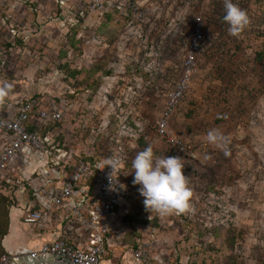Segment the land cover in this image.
I'll return each instance as SVG.
<instances>
[{"label": "rangeland", "instance_id": "374dc122", "mask_svg": "<svg viewBox=\"0 0 264 264\" xmlns=\"http://www.w3.org/2000/svg\"><path fill=\"white\" fill-rule=\"evenodd\" d=\"M232 2L251 21L239 36L223 0H0V81L13 85L5 104L32 96L56 108L53 143L71 157L111 158L131 189L110 232L114 264H133L135 242L146 243L148 264H264V5ZM195 17L202 42L169 118L171 144L155 121ZM210 131L226 138L227 156ZM148 146L185 160L189 211L145 209L131 162ZM8 208L0 200L9 245L35 248L36 230Z\"/></svg>", "mask_w": 264, "mask_h": 264}, {"label": "built area", "instance_id": "2783aa9c", "mask_svg": "<svg viewBox=\"0 0 264 264\" xmlns=\"http://www.w3.org/2000/svg\"><path fill=\"white\" fill-rule=\"evenodd\" d=\"M261 3L264 5V0ZM201 25L195 17L179 76L166 93L155 121L156 135L171 144L177 141L168 129L169 118L196 71ZM60 118L56 108H49L38 97L0 106V196L13 201L22 223L52 235L35 249L3 251L0 264H23L40 256L58 257L71 264H114L108 256L110 232L120 218L117 216L125 214L120 207H128L131 189L121 173L118 183L109 185L112 168L105 165L108 160L96 159L93 153L65 155L47 135ZM128 251L133 264H148L146 243L135 242Z\"/></svg>", "mask_w": 264, "mask_h": 264}, {"label": "clouds", "instance_id": "9594fccd", "mask_svg": "<svg viewBox=\"0 0 264 264\" xmlns=\"http://www.w3.org/2000/svg\"><path fill=\"white\" fill-rule=\"evenodd\" d=\"M223 5L226 13L223 21L229 25L228 33L239 36L251 23L247 12L232 0H223ZM12 90V84L0 81V106L4 105L6 99L11 96ZM207 139L221 148L226 156L229 154L226 138L218 131H210ZM185 163V160L179 156H155L151 146L135 155L131 162L134 170L132 183L140 185L139 193L144 197L143 203L147 211L170 215L190 210L189 201L193 193L188 187V179L183 172ZM105 165H110L112 168V172L108 175L109 185L118 183L117 178L120 173L118 163H114L109 158ZM120 187L123 188L124 185Z\"/></svg>", "mask_w": 264, "mask_h": 264}, {"label": "crops", "instance_id": "0c3cea01", "mask_svg": "<svg viewBox=\"0 0 264 264\" xmlns=\"http://www.w3.org/2000/svg\"><path fill=\"white\" fill-rule=\"evenodd\" d=\"M13 208L15 207L14 205L12 206ZM12 207H10L9 209H11ZM8 216H9V210H8ZM18 216H19V212H18ZM19 219V218H18ZM8 226H9V217H8ZM12 230H13V226L10 227ZM33 230V229H32ZM7 231H8V227H7ZM33 233V237L35 238H38V240H33L32 243H34V247L38 246L39 243H41L42 241L44 240H47V239H50L52 237L51 234L47 233V232H35V231H31ZM0 246L1 248L3 249L4 252H12V251H17V249H30V248H26L24 246H14V247H11L9 245V240H8V235H7V232L6 234L1 238L0 240ZM7 249H5V248ZM35 247V248H36ZM33 248V249H35Z\"/></svg>", "mask_w": 264, "mask_h": 264}, {"label": "water", "instance_id": "95a60500", "mask_svg": "<svg viewBox=\"0 0 264 264\" xmlns=\"http://www.w3.org/2000/svg\"><path fill=\"white\" fill-rule=\"evenodd\" d=\"M23 264H71V262H66L58 257L40 256L34 260H26Z\"/></svg>", "mask_w": 264, "mask_h": 264}, {"label": "trees", "instance_id": "16d2710c", "mask_svg": "<svg viewBox=\"0 0 264 264\" xmlns=\"http://www.w3.org/2000/svg\"><path fill=\"white\" fill-rule=\"evenodd\" d=\"M49 128H51V127H49ZM0 200L8 203L9 208L13 204V201L9 200L7 197H4V196H0ZM7 216H8V210H7ZM6 229H7V223L5 221L3 228H0V240L6 234V232H7ZM2 252H3V249L0 248V253H2Z\"/></svg>", "mask_w": 264, "mask_h": 264}]
</instances>
